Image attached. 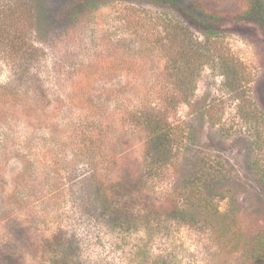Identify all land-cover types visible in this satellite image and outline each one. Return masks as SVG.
I'll use <instances>...</instances> for the list:
<instances>
[{"label": "rangeland", "instance_id": "obj_1", "mask_svg": "<svg viewBox=\"0 0 264 264\" xmlns=\"http://www.w3.org/2000/svg\"><path fill=\"white\" fill-rule=\"evenodd\" d=\"M73 1L40 0L30 33L45 81L53 73L50 104L0 114V264H264V57L251 36L201 33L156 0H96L72 23ZM198 1L228 14L243 0ZM179 41L200 45L204 65L171 111L182 136L158 160L136 110L181 97ZM61 70L82 71L72 100L55 86ZM92 116L105 129L86 154L77 130Z\"/></svg>", "mask_w": 264, "mask_h": 264}, {"label": "trees", "instance_id": "obj_2", "mask_svg": "<svg viewBox=\"0 0 264 264\" xmlns=\"http://www.w3.org/2000/svg\"><path fill=\"white\" fill-rule=\"evenodd\" d=\"M156 1L173 7L190 26L201 33L244 30L246 35L251 36V41L257 46L261 56L264 57V0H243L242 6L236 12L228 14H217L207 10L198 0H189L188 7L181 5L183 0ZM39 3L40 0H0V75L4 72L8 74L6 81L0 83V114L2 115L6 112L10 113L13 109L30 101H32L33 106L40 107L45 106L43 105L45 101L46 106L51 102L48 95L51 88L47 87V82L53 73L51 71L46 72L45 81L42 73L45 69L46 54L43 49L34 45L30 34L35 27L36 10L40 5ZM96 4V0H74L64 9L63 17L75 23L77 19L91 12ZM183 41L177 43L181 59L177 67L179 69L183 65L181 69H184L186 74L181 72L180 82L173 84L174 91L181 93V97L179 99L176 96L175 98L172 97L162 106L145 105L136 110L135 120L140 134L149 144H152L151 151L158 160L168 156L175 143H178L182 136V130H178L179 128L174 126L170 120L171 116L174 115V112L171 111L177 107L180 98L186 97L194 90V76L191 75L197 73L198 69L204 65L205 56L203 50L199 48L200 45L184 46ZM210 49L212 57L221 59L222 65L233 68L235 76L240 82L243 79L246 81L248 71L244 64L240 63L239 60H230L227 54L222 55L219 46L212 45ZM81 72L60 71V80L62 79L63 84L59 83L55 86L63 85L65 87V85L70 84L66 93L70 100L75 94L82 91L83 85H76L75 83ZM163 75L164 80L176 79V75L174 77V74L169 70ZM97 111L102 112L101 109ZM90 118L91 122L83 120L77 130L86 154H94L96 150L101 149L99 139L105 129L103 120H98L94 116ZM101 165L103 164L99 163L96 167L98 176ZM55 198H49L48 202L55 201Z\"/></svg>", "mask_w": 264, "mask_h": 264}]
</instances>
